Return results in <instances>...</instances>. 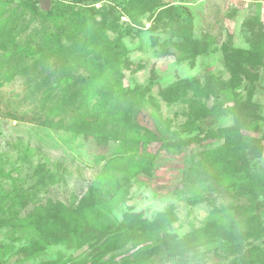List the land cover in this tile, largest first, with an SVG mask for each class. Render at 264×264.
<instances>
[{"label":"trees","instance_id":"1","mask_svg":"<svg viewBox=\"0 0 264 264\" xmlns=\"http://www.w3.org/2000/svg\"><path fill=\"white\" fill-rule=\"evenodd\" d=\"M99 1H55L45 12H38L47 20L60 22L57 31L48 33L47 37L57 44L64 63L73 62L83 71L81 76H73L65 65L60 70L48 71L45 79L49 86L43 101L51 112L41 124L56 133L65 130L63 132L82 135L94 143L112 140L127 147L125 155L111 158L113 164L105 163L100 174L108 173L106 169L113 166L112 172L117 176L121 173L119 167L125 165L150 177L155 158L141 155L140 149L161 142L163 150L180 152L196 144L199 135L184 139L175 134L171 138L169 127L162 126L166 122L159 105L148 94V89L123 85V71L130 69L133 63L123 41L120 14H116L112 4L94 6ZM27 4L36 8L37 0H27ZM121 11L133 25H140V18L149 13L151 30H155L159 21L166 27L173 22L186 26L192 20L189 9L164 4L161 0H125ZM61 22L71 27L65 38H62L65 28H61ZM255 35L249 50L224 47L228 80L208 76L201 84L196 78L183 79L159 93L168 102L178 99L179 92L183 95L191 91L201 96L198 102L192 100L189 104L188 124L218 114L232 116V124L207 131L205 137L220 141L217 146L191 151L186 158L180 187L188 194V205L206 203L210 207V217L202 226L182 236L169 233L167 229L174 220L169 208L151 220L134 212H125L121 220L106 217L107 194L90 181L87 196L78 206L65 207L61 202H52L26 219L0 215V228L17 229L20 224L31 229L33 237L28 246L22 248L30 259L36 258L50 244L72 243L76 250L87 249L82 264H165L168 261L264 264V225L259 214L264 172L251 166V160L261 155L263 147L259 138L242 131L247 119H264V116L258 112L259 107L251 101L250 95L244 101L240 97L241 87H252L256 80L257 73L252 72L251 67L264 56V30L260 27ZM179 45L195 48L197 42L187 37ZM67 99L78 100L81 112L66 120L65 116L52 118ZM138 102L150 109L152 128L137 121ZM162 217L165 221L157 223ZM118 254L121 255L117 260ZM37 264H65V261L59 255Z\"/></svg>","mask_w":264,"mask_h":264},{"label":"rangeland","instance_id":"2","mask_svg":"<svg viewBox=\"0 0 264 264\" xmlns=\"http://www.w3.org/2000/svg\"><path fill=\"white\" fill-rule=\"evenodd\" d=\"M55 1L69 2L37 0L34 8L27 0H0V215L26 219L52 202H61L65 207L78 206L87 196L88 183L94 181L96 188L107 194L106 217L121 220L125 212H134L151 220L169 208L174 218L167 229L169 233L182 236L202 226L210 217V207L206 203L188 205V194L180 187L186 158L191 151L217 146L220 141L205 137L206 133L232 124V116L218 114L188 124L189 104L192 100L198 102L201 96L191 91L183 95L179 92L178 99L168 102L159 93L183 79L196 78L201 84L208 76L228 80L223 49L226 46L251 49L257 30L260 27L264 30V0H161L164 4L189 9L192 20L186 26L173 22L166 27L159 21L155 30L149 27V13L140 18V25L131 24L121 13L125 0H100L94 4L96 7L112 4L116 14H120L123 41L133 63L123 71V85L148 89L159 105L166 122L162 126L169 127L171 138L175 134L184 139L199 135L196 144L180 152L163 150L161 142L140 149L141 155L155 158L150 177L125 165L119 167L121 173L117 176L112 172L113 166L101 175L104 164H113L111 158L125 155L127 147L112 140L95 141L93 146L94 141L82 135L65 130L56 133L41 124L51 112L43 101L49 86L45 79L48 71L60 70L65 65L70 75L83 74L73 62H63L57 44L47 37L48 33L57 31L60 22L47 20L38 12H45ZM62 24L61 28H65L62 38H65L71 27L66 22ZM187 37L196 40L195 48L179 45ZM250 70L257 73L256 80L252 87H241L240 97L244 101L250 95L264 116V56ZM78 102L67 99L62 107L66 109L60 108L51 117L69 119L81 112ZM207 105L210 107L211 101ZM136 106L137 121L152 128L150 109L139 102ZM242 131L260 139L262 153L251 160V166L264 172V119H247ZM260 202V220L264 225V193L260 195ZM163 221L162 217L157 223ZM32 237L31 229L20 224L17 229L1 227L0 264H37L59 255L65 264H82L87 252L86 247L76 250L72 243L50 244L30 259L22 248L28 246Z\"/></svg>","mask_w":264,"mask_h":264}]
</instances>
